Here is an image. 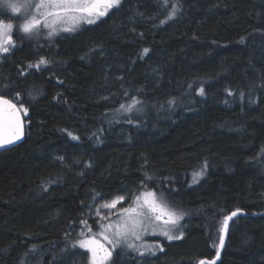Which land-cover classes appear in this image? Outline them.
I'll use <instances>...</instances> for the list:
<instances>
[{"label": "trees", "instance_id": "1", "mask_svg": "<svg viewBox=\"0 0 264 264\" xmlns=\"http://www.w3.org/2000/svg\"><path fill=\"white\" fill-rule=\"evenodd\" d=\"M166 2L122 0L48 40L15 29L0 95L28 114L0 153V264H89L81 221L94 234L101 203L146 192L183 217L181 238L108 264L212 259L237 210L216 264H264V0Z\"/></svg>", "mask_w": 264, "mask_h": 264}, {"label": "snow or ice", "instance_id": "2", "mask_svg": "<svg viewBox=\"0 0 264 264\" xmlns=\"http://www.w3.org/2000/svg\"><path fill=\"white\" fill-rule=\"evenodd\" d=\"M122 4V0H40L39 3L33 4L31 0H24L23 3H9L8 0H0V6L11 8L12 12H20L21 9L25 10L26 16L24 22L21 26L22 32L26 36H31L35 31H38L40 25L43 23V27L49 28V23L51 22V28L48 32L49 36L55 35L57 31L70 32L74 31L81 20L87 23H95L93 17L99 18L108 14V10L119 7ZM165 6L167 2L165 0ZM35 7L38 15H32V9ZM179 11V6L177 3L171 5V12L168 15V19H171ZM32 15V19L28 20L27 16ZM41 17L43 19H41ZM70 22V23H69ZM162 20L161 23H165ZM59 25H67L57 28ZM7 31L0 33V35L7 36L6 40H0V55H7L13 47H15V41L11 36V30L13 25L11 23L3 26ZM148 49L143 50L144 54L148 53ZM48 62L46 59L41 58L37 64H29L28 67H35L39 70L40 65H46ZM23 75V73H21ZM204 90L200 89V94H203ZM232 93L229 92V95ZM19 96V94H17ZM140 103V101L134 99L133 104H129L127 107L121 104L120 108L125 112H130L135 104ZM171 103V101H170ZM21 111L24 115H27V109L17 108V106L5 99L0 95V148L5 145H11L14 141L19 140L23 134V121L21 119ZM131 123V121H129ZM71 135V133H69ZM72 139H77V137L72 136ZM201 175V173H194L193 180ZM152 197L151 200L147 199ZM144 198V204L140 205V200ZM124 198L118 197L111 203L104 204L103 207L115 208L118 203H120ZM136 207H129L121 209L123 217L120 223L116 225H101L102 231L98 233L99 236L103 237L104 241L111 247H106L104 243H101L95 236H88L83 240L77 241L73 244V247L79 246L86 252L90 253V264H108L111 260L113 253L120 248L121 242L127 244L129 249L134 248L132 243H128L129 238L134 240L141 239L140 232L137 231L139 227L144 224V220L137 219V217H146V214L141 210L143 207H147L149 212L152 213L151 219L157 221H162L164 225L175 226L180 219L183 217L173 211L167 210L166 206L158 202L155 198V193L146 192L142 193L141 196L136 197L134 201ZM238 211H233L229 216L225 217L223 221V227L221 229V234L219 236V246L222 247L224 244V232L229 227V221L233 217L238 215ZM166 217V219H165ZM104 219V217H101ZM150 223V219L148 220ZM82 224L87 225V221H81ZM92 229L89 228V232ZM111 233V235H109ZM153 234H155V229L153 228ZM165 236L169 241L180 239V235H173L170 230H163L160 233ZM155 248H160L159 245H155ZM146 251L155 255V251L152 248H146ZM140 255H144L143 251L139 252ZM219 255V248L217 250V256ZM199 264H214V261L208 262L201 260Z\"/></svg>", "mask_w": 264, "mask_h": 264}, {"label": "rangeland", "instance_id": "3", "mask_svg": "<svg viewBox=\"0 0 264 264\" xmlns=\"http://www.w3.org/2000/svg\"><path fill=\"white\" fill-rule=\"evenodd\" d=\"M8 2L9 3H23L24 0H8ZM39 2H40V0H31V3H33V4H36ZM112 9H114V8H112ZM112 9L108 10V12H110ZM6 15H7L6 18H2L3 16H6ZM32 15H38L35 7H33V9H32ZM32 15H28L27 19L31 20ZM10 16H14L16 18V20L18 21V23L15 24V23L9 22L8 19L10 18ZM25 16H26V13H25L24 9H21L20 12L14 13V12H12L11 8L0 6V33L7 31L3 26L11 23L13 25V28H12L11 33H10L12 38L14 36L13 34H14L15 29L18 30V32L21 36H26L21 30L22 24L24 22H26ZM105 16H101L99 18L93 17V19H95V23H96L99 20L103 19ZM41 19H43V18L41 17ZM91 24H94V23H91ZM84 25H90V24L84 20H81L74 31H70V32L57 31V33L55 35L49 36L48 32L51 28V22L49 23V28L43 27V23H42L40 25L38 31H35L30 37L33 39H36L35 37L37 35L42 36L43 34H46L45 39L48 40V39L54 38L56 35H59V34H69V33L76 32L77 30H79ZM62 26H67V25L57 24V28H60ZM40 33H43V34H40ZM27 37H29V36H27ZM6 39H7V36L0 35V40H6ZM13 40H14V38H13ZM15 46H17L16 43H15ZM2 56H4V55H0V58ZM138 196H141V194L134 196V197L121 196L124 199L120 203H118L115 208H106V207H103V205L111 203L113 200L117 199L118 197H114L113 199H111L107 202L101 203L97 207L96 212H95V216H96L95 222H96V224L99 225L97 227V230H96L97 234H96V232L94 234L92 231L89 232V227L87 225H82V227H80L77 231L79 234V237L81 238L80 240H83L88 236H95L96 239H98L101 243H104L106 247L110 248L111 245L107 244V242L104 241L103 237L98 235V233H100L102 231L101 225H107V224L116 225V224L120 223L122 220V217H123V213L121 212V209L129 208V207H136V205L134 204V201L136 200V197H138ZM147 199L151 200L152 197H148ZM139 203H140V205H143L144 204V198H142ZM141 210L146 214V217H137V219L144 220V224L137 229V231L140 232L141 239L134 240L132 238H129L128 243H132L134 245V248L129 249L127 247V244L124 242H121L120 248H125V249H128L129 251H135L137 254H139L140 251H143V252L146 251V248H152L156 252V250L158 248H155V245H159L160 244L159 241L161 239H165V240L169 241L165 236L160 234L161 231L167 229V230H170L173 235H180L181 234V232H182V225L180 223L181 219L178 221V223L175 226L164 225L162 223V221H157L155 219H151L152 213L149 212V210L146 206L143 207ZM101 217H104V219H101ZM149 219H150V223L148 222ZM165 219H166V217H165ZM153 228L155 229V234H153ZM109 235H111V233H109ZM172 241H174V240H172ZM88 256H89V264H90V253H88Z\"/></svg>", "mask_w": 264, "mask_h": 264}, {"label": "water", "instance_id": "4", "mask_svg": "<svg viewBox=\"0 0 264 264\" xmlns=\"http://www.w3.org/2000/svg\"><path fill=\"white\" fill-rule=\"evenodd\" d=\"M5 99H8V98H6V97H4ZM10 102H12L10 99H8ZM12 103H14V102H12ZM15 104V103H14ZM16 105V104H15ZM17 106V105H16ZM18 108V107H17ZM20 115H21V119H22V121H23V117H22V113H20ZM24 121H23V134H22V136H21V138L19 139V140H16V141H14L11 145H5L3 148H0V153L2 152V151H5V150H8V149H10V148H13V147H15V146H17V145H19V144H21L23 141H24V137H25V135H24ZM231 214V213H230ZM229 214V215H230ZM228 215V216H229ZM259 215H264V211L263 212H261V213H259V214H253L252 216H259ZM238 216H243V217H246V216H248L244 211H242V210H239L238 211V215L236 216V217H238ZM236 217H233L232 218V220L234 219V218H236ZM231 220V221H232ZM231 221H229V225H230V222ZM229 228V227H228ZM228 228H227V230L224 232V237H225V239H224V244H223V246L222 247H220L219 245H218V248H219V255L217 256V252H216V255H215V257L214 258H212V259H202V260H205V261H208V262H212V261H214V264H216L218 261H219V259H220V256L222 255V251H223V248H224V245H225V243H226V237H227V232H228ZM218 250V249H217ZM201 261V260H200ZM199 261V262H200ZM199 262H198V264H199Z\"/></svg>", "mask_w": 264, "mask_h": 264}, {"label": "bare ground", "instance_id": "5", "mask_svg": "<svg viewBox=\"0 0 264 264\" xmlns=\"http://www.w3.org/2000/svg\"><path fill=\"white\" fill-rule=\"evenodd\" d=\"M215 255H216V254H215ZM214 257H215V256H214ZM214 257H213V258H214ZM209 260H210V259H209ZM197 264H198V263H197Z\"/></svg>", "mask_w": 264, "mask_h": 264}]
</instances>
